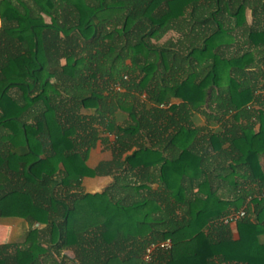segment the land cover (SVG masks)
<instances>
[{
	"label": "trees",
	"instance_id": "16d2710c",
	"mask_svg": "<svg viewBox=\"0 0 264 264\" xmlns=\"http://www.w3.org/2000/svg\"><path fill=\"white\" fill-rule=\"evenodd\" d=\"M260 64L264 1L0 0V264H264Z\"/></svg>",
	"mask_w": 264,
	"mask_h": 264
},
{
	"label": "crops",
	"instance_id": "0c3cea01",
	"mask_svg": "<svg viewBox=\"0 0 264 264\" xmlns=\"http://www.w3.org/2000/svg\"><path fill=\"white\" fill-rule=\"evenodd\" d=\"M256 128H258L257 125H256ZM98 145L101 146L100 142L96 146H98ZM100 148H101V151L103 153L102 147H100ZM92 150L90 151L89 158L87 161V163L90 166H95V165H97V163L100 160L108 159L110 157V153L107 151H104V152H106L104 156L100 157L98 160H91ZM111 181H112V176H109V175L108 176L104 175V176L84 177L81 181V187H82V190L85 192L96 193V192H101L104 189V187L107 184H109ZM157 186L158 185L156 183L152 184L153 188H157ZM9 219H14L15 223L19 224L22 227L21 233L18 234L16 237V238H18L23 233L24 229L26 227H28V223L23 221V219H21V218H9ZM6 220L7 219H4L3 221L0 222V243H3L6 240L11 238V237H9V234L7 232L8 227L5 224ZM228 225L230 227L233 238L237 239L238 232H237V228H236V223H232V224H228ZM35 226H38V224H35ZM260 239L264 240V235H262L260 237ZM65 254H67L69 257H72V252L70 250H66ZM66 264H71V263L66 262Z\"/></svg>",
	"mask_w": 264,
	"mask_h": 264
},
{
	"label": "rangeland",
	"instance_id": "374dc122",
	"mask_svg": "<svg viewBox=\"0 0 264 264\" xmlns=\"http://www.w3.org/2000/svg\"><path fill=\"white\" fill-rule=\"evenodd\" d=\"M246 1H247L248 4H250V2L252 3L253 1L262 2L264 0H246ZM246 17H247V20L249 22L251 20V17H252L251 14H250V10L249 9L246 10ZM44 18H45L46 21H49L48 17L45 16ZM226 22L227 21H225V23ZM237 35H238V40L240 42H242L244 39H243V36L240 33V30H238V34ZM183 38H184V36H183L182 33H179V32H177L175 30H169L163 36H161L159 39L155 40V42L157 44H159V45H172V46H175L176 48H179L180 50H183L182 46H181V43L183 41H185V43H186L185 38L184 39ZM258 67H261V71L264 72V64H260V66H258ZM263 72L258 73L259 74V79H262L261 76L264 74ZM200 121H201V123H205L206 122L205 121V117L204 116L201 117ZM100 147L101 146L98 145V146H96V148H93L92 153H91L92 154L91 160H98L100 157L105 155L106 152L103 151V153H102ZM5 224L8 227L7 232L9 234V237H11L12 239H15L17 237V235L20 234L21 231H22V227L19 224L15 223L14 219H9L8 218L6 220Z\"/></svg>",
	"mask_w": 264,
	"mask_h": 264
},
{
	"label": "built area",
	"instance_id": "2783aa9c",
	"mask_svg": "<svg viewBox=\"0 0 264 264\" xmlns=\"http://www.w3.org/2000/svg\"><path fill=\"white\" fill-rule=\"evenodd\" d=\"M245 215V210L240 209L238 211L232 212L223 218L225 224L236 223L240 218ZM171 240L169 238L163 239L161 241L148 244L143 251L142 259L145 262H152L155 258V254L159 250H168L171 247Z\"/></svg>",
	"mask_w": 264,
	"mask_h": 264
}]
</instances>
